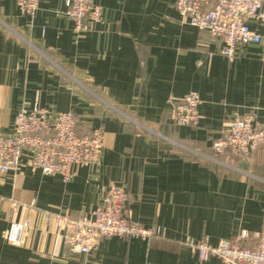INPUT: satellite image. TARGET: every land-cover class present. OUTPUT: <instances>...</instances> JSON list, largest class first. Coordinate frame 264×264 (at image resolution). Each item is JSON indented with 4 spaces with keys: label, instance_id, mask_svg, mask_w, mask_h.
Returning a JSON list of instances; mask_svg holds the SVG:
<instances>
[{
    "label": "crops",
    "instance_id": "0c3cea01",
    "mask_svg": "<svg viewBox=\"0 0 264 264\" xmlns=\"http://www.w3.org/2000/svg\"><path fill=\"white\" fill-rule=\"evenodd\" d=\"M92 2L99 22L76 35L66 0H39L34 17L0 0V134L34 105L73 113L81 135L104 132L99 165L75 167L67 184L31 170L28 153L16 172H0V264H223L199 261L184 243L243 235L253 248L264 225V148L233 159L237 170L199 154H211L235 113L264 127V38L229 63L218 39L180 22L174 0ZM189 92L201 100L199 124L173 127L170 108ZM112 185L125 188L129 222L158 236L71 251L45 213L78 219ZM12 223L24 227L19 245L7 241Z\"/></svg>",
    "mask_w": 264,
    "mask_h": 264
},
{
    "label": "built area",
    "instance_id": "2783aa9c",
    "mask_svg": "<svg viewBox=\"0 0 264 264\" xmlns=\"http://www.w3.org/2000/svg\"><path fill=\"white\" fill-rule=\"evenodd\" d=\"M21 15L34 17L39 0H13ZM64 15L73 22L74 32L80 35L90 25L99 22L101 8L92 0H66ZM173 8L179 20L200 31L207 32L221 43L219 54L229 63L239 51L251 44H260L264 36L251 24L264 28V0H174ZM201 104L195 92H189L174 103L169 111L173 127H196ZM104 132L94 129L89 134L77 132L76 118L71 112H51L34 105L21 109L14 118L11 134H0V172H16L25 153L30 154L28 166L44 175H59L67 184L75 176V167L99 165L103 151ZM264 148V127L255 123V115L233 114L222 136L211 146V154L199 156L227 168H234V158L246 159ZM228 157L229 160H223ZM246 176L252 177L250 174ZM127 194L122 186L112 185L104 193L100 204L87 215L70 219L67 215H50L63 231V242L71 251L88 254L99 242L110 238L122 240L157 237V232L131 223L125 216ZM24 227L12 223L7 234L9 244L22 242ZM243 235L211 245L206 238L184 245L195 251L201 262L217 258L223 264H264V225L256 235L253 248L243 245Z\"/></svg>",
    "mask_w": 264,
    "mask_h": 264
},
{
    "label": "trees",
    "instance_id": "16d2710c",
    "mask_svg": "<svg viewBox=\"0 0 264 264\" xmlns=\"http://www.w3.org/2000/svg\"><path fill=\"white\" fill-rule=\"evenodd\" d=\"M234 159H239V158H234Z\"/></svg>",
    "mask_w": 264,
    "mask_h": 264
}]
</instances>
